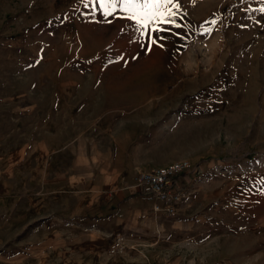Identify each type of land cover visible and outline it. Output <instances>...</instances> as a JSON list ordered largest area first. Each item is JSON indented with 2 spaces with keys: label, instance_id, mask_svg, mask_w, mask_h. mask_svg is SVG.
Here are the masks:
<instances>
[{
  "label": "rangeland",
  "instance_id": "374dc122",
  "mask_svg": "<svg viewBox=\"0 0 264 264\" xmlns=\"http://www.w3.org/2000/svg\"><path fill=\"white\" fill-rule=\"evenodd\" d=\"M175 2L153 43L100 0H0V264H264V3ZM181 160L179 200L135 202L161 234L97 226L105 178Z\"/></svg>",
  "mask_w": 264,
  "mask_h": 264
},
{
  "label": "crops",
  "instance_id": "0c3cea01",
  "mask_svg": "<svg viewBox=\"0 0 264 264\" xmlns=\"http://www.w3.org/2000/svg\"><path fill=\"white\" fill-rule=\"evenodd\" d=\"M118 133V137H121V141L126 142L127 144L131 141L132 136L130 135L131 133H133V131H131L130 129L126 131V134L122 131V130H117L116 131ZM120 149L122 147L121 144H119ZM119 156H125L124 158H130L129 155H123L122 153ZM128 160V159H127ZM176 162V161H175ZM174 163V162H172ZM170 163V164H172ZM169 165V164H168ZM167 166V165H166ZM128 170V169H127ZM114 176L112 177H107L104 180L109 181V182H115V189H117L118 192V196L124 195L125 194V200H127L126 203L128 204H117V206L114 208L113 203L111 202L110 205H108V207L103 210V211H96L98 214L97 217V222H99V224L101 225H97V226H104L105 228H109L111 230H116L118 228L116 227V224L122 225L124 224L126 221L131 222V223H135V224H139V222L141 221V219L144 218H148L150 221H153V229L159 231V234H161L162 230L164 231L166 229V225L164 223H162V220L166 219V216L168 215L167 212H162V211H155L152 208L151 203L149 204L150 200H146V202L148 203V205H137L135 202L138 201L137 203L142 204L144 202V198H153V200L159 202L161 199L158 198L155 194H153L152 192L148 191L147 189L143 188V187H138L136 184V178L134 180L133 185L130 187V190L128 191L130 194V197L126 196V190L127 188H125L123 186L124 182L127 180V177L125 176V172L124 173H118L115 172ZM130 198V199H129ZM121 200L122 203L123 200ZM129 199V200H128ZM130 202V203H129ZM145 202V203H146ZM174 201H170V203H173ZM90 208V207H89ZM100 209V208H99ZM96 209V207L92 210H99ZM179 212V211H178ZM148 222V220H144L143 223ZM176 235V232L173 234Z\"/></svg>",
  "mask_w": 264,
  "mask_h": 264
},
{
  "label": "snow or ice",
  "instance_id": "6c2138e0",
  "mask_svg": "<svg viewBox=\"0 0 264 264\" xmlns=\"http://www.w3.org/2000/svg\"><path fill=\"white\" fill-rule=\"evenodd\" d=\"M118 6L128 14L125 18L135 23L136 30L149 35L153 43L163 39V37L152 35L166 31L163 25L179 27L174 19L177 12L173 11V8L179 9L180 4L175 0H100V7L106 16L114 15ZM260 11L264 12V7Z\"/></svg>",
  "mask_w": 264,
  "mask_h": 264
},
{
  "label": "built area",
  "instance_id": "2783aa9c",
  "mask_svg": "<svg viewBox=\"0 0 264 264\" xmlns=\"http://www.w3.org/2000/svg\"><path fill=\"white\" fill-rule=\"evenodd\" d=\"M193 165L189 160L176 161L156 170L142 173L138 177V187H143L164 201L179 200L181 192L177 191L180 174L190 172ZM171 211V208H169Z\"/></svg>",
  "mask_w": 264,
  "mask_h": 264
}]
</instances>
